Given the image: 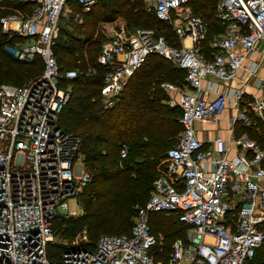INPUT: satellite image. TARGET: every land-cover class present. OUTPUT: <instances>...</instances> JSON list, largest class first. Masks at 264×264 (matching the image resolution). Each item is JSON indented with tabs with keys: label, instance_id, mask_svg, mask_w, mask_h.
I'll list each match as a JSON object with an SVG mask.
<instances>
[{
	"label": "built area",
	"instance_id": "obj_1",
	"mask_svg": "<svg viewBox=\"0 0 264 264\" xmlns=\"http://www.w3.org/2000/svg\"><path fill=\"white\" fill-rule=\"evenodd\" d=\"M20 1H31V11L0 13V27L24 41L4 49L20 59L38 53L44 67L21 84L0 81V264H250L264 243V147L241 133L231 141L240 150L227 154V141L218 134L199 137L195 122L220 117L230 93L218 84L232 81L240 70L244 84L254 78L260 92L244 99L242 89L233 96L244 107L231 122L249 124L251 115L264 120V76L257 74L256 60L244 63L259 43L264 57V0H216L213 16L223 28L207 51L201 47L208 20L193 11L189 0H144L171 25L178 45L150 26L130 34L122 29L102 42L97 61L104 67L105 104L151 52L186 71L182 85L161 82L178 92L181 129L129 233H101L92 245L87 237H73L51 256L53 219L75 212L68 210L66 198H78L91 178L81 135L58 123L69 96V86L59 81L75 70L61 71L52 44L64 7L70 11L76 3L89 11L97 0ZM127 152L121 141L119 158ZM158 210L174 211L188 229L185 239H174L165 259L154 261L150 250L162 235L151 232L147 215Z\"/></svg>",
	"mask_w": 264,
	"mask_h": 264
},
{
	"label": "trees",
	"instance_id": "obj_2",
	"mask_svg": "<svg viewBox=\"0 0 264 264\" xmlns=\"http://www.w3.org/2000/svg\"><path fill=\"white\" fill-rule=\"evenodd\" d=\"M139 1L143 3V0H97L89 11L82 13H90L98 5L107 7L109 13L119 12L127 18L131 17L133 23L153 27L163 33L167 41L178 45L171 25L156 17L151 9L144 12L143 7H138ZM215 1L189 0V3L195 13L208 20V29L213 26L220 32L223 25L213 16ZM71 4L83 11L79 4ZM31 8V1L0 0L1 14L15 10L28 13ZM21 41H24L23 37H9L0 27L2 82L21 84L43 70L44 61L40 54L31 59H20L3 48L8 42ZM201 49H209L206 41ZM52 50L62 72L75 70L74 76H62L59 81L62 86H69V96L58 113V123L82 137L81 150L85 153L91 178L80 193L88 186L91 191L81 198L83 212L80 215L53 219L55 237L61 226V236L67 238L55 239L48 245L50 256L58 254L63 248V241L73 238L77 231L83 229L91 245L101 233L130 232L137 209L149 197L152 181L163 168L160 160L166 149L175 143L181 129L178 121L180 107L167 105L163 101V89L158 85L164 79L182 85L186 73L173 61L151 52L127 78L115 102L107 106L101 97L104 67L97 61L100 48L68 38L56 40ZM6 78L11 81H6ZM242 130L264 147V122L261 119L258 118L250 126L240 125L238 131ZM121 141L126 142L128 152L119 165L118 146ZM147 221L152 233L162 235L150 250L154 261L168 256L175 238H186L188 225L180 221L174 211H150ZM260 259L264 262V243L255 250L250 264H257Z\"/></svg>",
	"mask_w": 264,
	"mask_h": 264
},
{
	"label": "rangeland",
	"instance_id": "obj_3",
	"mask_svg": "<svg viewBox=\"0 0 264 264\" xmlns=\"http://www.w3.org/2000/svg\"><path fill=\"white\" fill-rule=\"evenodd\" d=\"M140 2L141 1H139L138 7H143L144 12H148V10L151 9L150 7L147 6L144 0L142 4ZM70 8L71 10L68 11L67 8L64 7L60 13V16L58 19V30H57V35L55 37V40L63 41V40H67L68 38H72V39L74 38V39H77L79 42H83L84 45H88L89 43H91L100 48L103 41H106L110 35L116 32H119L122 29L125 33L130 34L134 30H136L138 27L146 26L144 23L142 24H139L136 22L133 23V21L131 20L132 19L131 17L127 18L119 12L110 11L111 13H109V10L107 7H102L100 5L94 6L92 9V12L87 13V14H83L82 12L84 11L78 10L77 8H74L73 6H70ZM20 12H24V11L20 10ZM101 15L103 17L96 19L97 16H101ZM217 33L218 32L214 30L213 26L209 27L208 33H207V40H206L207 44L209 41H213L215 39V37L217 36ZM10 43L12 42H8L6 43V45H9ZM6 51L8 52V50ZM5 80L11 81L9 78H6ZM164 80H162L161 82H164V83L167 82L166 80L165 81ZM125 81H122L120 90L125 84ZM161 82L159 83L158 86L161 89H163V92L165 95V98L163 99V101L169 106H178L176 104L177 103L176 100L178 96L177 90H174V91L166 90L161 85ZM120 90L118 91L117 95L119 94ZM116 98L117 96L110 103H107L105 105L107 106L112 105L115 102ZM229 108L231 110L230 114L234 113L235 107L232 106ZM236 125H239V124L236 123ZM162 160L163 159H161L160 162ZM121 161L122 160L120 159L119 165L123 162ZM89 191H91L90 186H88L82 193H80L78 198L76 196H70L66 198L68 210L75 211L74 213L69 214V216H77L83 212V201L81 198L86 196L89 193ZM78 204H79V208L77 206ZM61 229L62 227L60 226V228H58L57 230V234L54 240L56 239L57 241H59V240H63L67 238V237L61 236ZM73 237H76L78 239H83L84 237H87V234L85 230L83 229L81 231H77L73 235ZM259 261L257 264H264V262H262L261 259ZM183 263L187 264L186 262H183Z\"/></svg>",
	"mask_w": 264,
	"mask_h": 264
},
{
	"label": "crops",
	"instance_id": "obj_4",
	"mask_svg": "<svg viewBox=\"0 0 264 264\" xmlns=\"http://www.w3.org/2000/svg\"><path fill=\"white\" fill-rule=\"evenodd\" d=\"M70 6H72V4H70ZM261 47H262V44L259 43L257 45V50L254 51L252 56H250L249 58H246L244 60V63L248 64L251 60H256L257 61L256 63L258 64V66L256 68L257 74L264 76V57L263 58H262V56L260 57V53L258 51V49H260ZM245 79L246 78H244V75L241 73V70H240L238 72L237 76L232 81H230L228 83H219L218 89L227 90V91L229 90V93H230L228 96L226 106L223 109L222 114L214 122H209V123H204V122H200V121L195 122V128H196V131H197V134L199 137H201V138H205V137L212 138L215 134L222 136L227 141L226 143H227V146L229 147L227 154H230V155L237 153L240 150V148L237 144H234L233 142H231V141H233L232 138L237 137L241 133L247 134V132L245 130L238 131V127L240 125L250 126L253 124V122L255 120L258 119V117L251 115V121L249 124H243V122L240 120H237L236 122L232 123L231 119H230L232 116H234L236 114L238 109H241L244 107V103H242L241 101L234 103L233 96L235 94H238L240 92V90L243 89L244 92L242 93V96L244 97V99H247L248 97H250L251 94H253V93L259 94V92H260V88L256 85V81L254 78L244 84ZM172 91H174V90H172ZM177 98H178V96H177ZM230 99H232V100H230ZM232 101H233V103H232ZM232 106L235 107V111H234V113L230 114L231 110L229 107H232ZM236 123H238L239 125H236Z\"/></svg>",
	"mask_w": 264,
	"mask_h": 264
}]
</instances>
